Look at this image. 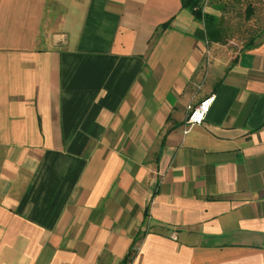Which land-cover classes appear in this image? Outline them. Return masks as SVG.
I'll list each match as a JSON object with an SVG mask.
<instances>
[{
	"label": "crops",
	"instance_id": "obj_1",
	"mask_svg": "<svg viewBox=\"0 0 264 264\" xmlns=\"http://www.w3.org/2000/svg\"><path fill=\"white\" fill-rule=\"evenodd\" d=\"M249 43L181 0H0V264H264Z\"/></svg>",
	"mask_w": 264,
	"mask_h": 264
},
{
	"label": "rangeland",
	"instance_id": "obj_2",
	"mask_svg": "<svg viewBox=\"0 0 264 264\" xmlns=\"http://www.w3.org/2000/svg\"><path fill=\"white\" fill-rule=\"evenodd\" d=\"M207 6L214 7L216 26L227 35V46L233 52L245 48L253 38L264 37V0H209Z\"/></svg>",
	"mask_w": 264,
	"mask_h": 264
},
{
	"label": "trees",
	"instance_id": "obj_3",
	"mask_svg": "<svg viewBox=\"0 0 264 264\" xmlns=\"http://www.w3.org/2000/svg\"><path fill=\"white\" fill-rule=\"evenodd\" d=\"M182 7L188 9L196 19L203 21L206 24L208 38L216 43L225 44L228 42L227 35L223 30L216 26L218 22L217 16L203 11V2L204 0H181ZM250 13L253 12L252 9H249ZM167 25L163 26L165 28ZM256 41V38H253L249 43V46L253 45ZM126 264V263H124Z\"/></svg>",
	"mask_w": 264,
	"mask_h": 264
},
{
	"label": "built area",
	"instance_id": "obj_4",
	"mask_svg": "<svg viewBox=\"0 0 264 264\" xmlns=\"http://www.w3.org/2000/svg\"><path fill=\"white\" fill-rule=\"evenodd\" d=\"M208 0H204L202 6L205 9ZM215 96H209L202 100L197 106L190 110L184 126V133L187 134L192 126L203 124L206 121L207 115L214 102ZM138 247H134L132 253L136 252ZM133 256V255H132ZM131 256V258H132ZM129 264V263H128Z\"/></svg>",
	"mask_w": 264,
	"mask_h": 264
}]
</instances>
